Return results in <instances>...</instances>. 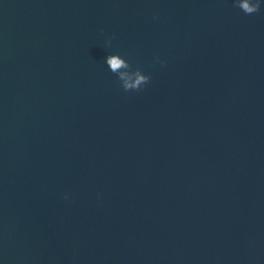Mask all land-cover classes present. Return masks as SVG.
<instances>
[{"label":"water","instance_id":"1","mask_svg":"<svg viewBox=\"0 0 264 264\" xmlns=\"http://www.w3.org/2000/svg\"><path fill=\"white\" fill-rule=\"evenodd\" d=\"M0 264H264V0H0Z\"/></svg>","mask_w":264,"mask_h":264},{"label":"clouds","instance_id":"2","mask_svg":"<svg viewBox=\"0 0 264 264\" xmlns=\"http://www.w3.org/2000/svg\"><path fill=\"white\" fill-rule=\"evenodd\" d=\"M233 6L239 8L245 15H252L261 10L262 0H233ZM113 39L114 37H110L106 41L108 47L112 46ZM105 62L110 72L116 76L124 92H140L151 80L150 74H145L140 67H134L119 52L108 54ZM160 63L164 62L160 61Z\"/></svg>","mask_w":264,"mask_h":264}]
</instances>
